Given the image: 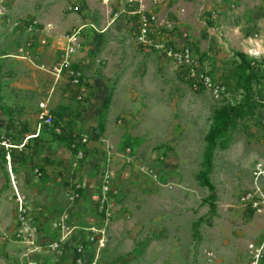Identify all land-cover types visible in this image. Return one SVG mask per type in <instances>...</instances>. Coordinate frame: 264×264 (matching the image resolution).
<instances>
[{
    "label": "rangeland",
    "instance_id": "1",
    "mask_svg": "<svg viewBox=\"0 0 264 264\" xmlns=\"http://www.w3.org/2000/svg\"><path fill=\"white\" fill-rule=\"evenodd\" d=\"M107 3L112 11L100 0H0V264H72L65 247L79 240L88 264H264V203L240 200L253 190L254 165L264 164V126L253 114L236 118L225 148L212 151L213 213L195 179L204 134L240 88L236 54L264 75V0ZM128 9L153 15L151 42L160 31L193 47L228 97L193 90L170 58L138 43ZM60 11L74 18L59 22ZM62 62L80 69L84 95L64 66L56 73ZM39 101L53 123L38 129ZM56 127L73 136L60 137ZM105 170L111 193L100 210ZM259 187L264 193V182ZM49 242L57 246L20 258Z\"/></svg>",
    "mask_w": 264,
    "mask_h": 264
},
{
    "label": "built area",
    "instance_id": "2",
    "mask_svg": "<svg viewBox=\"0 0 264 264\" xmlns=\"http://www.w3.org/2000/svg\"><path fill=\"white\" fill-rule=\"evenodd\" d=\"M101 3H107V0H100ZM131 2V0H128ZM126 14L133 19V32L136 36L138 43L145 47H153L157 49L160 53L170 58L173 63L176 64L178 72L180 73L183 79L187 80L190 83V86L193 90H208L211 91L215 96H220V98L228 97V89L223 83L214 76H211L208 70L205 69L202 59L194 52L193 47L186 45L185 43L181 45H176L164 32L157 31L159 40L157 42H151L150 34H152L154 17L153 15L146 13L137 9H128ZM77 32V31H76ZM251 55L250 51L248 53ZM250 63H253L251 61ZM62 66L65 67L67 76L69 78V83L72 86L77 87L79 95H84L85 85L82 73L78 67H73L68 65V63L62 62L58 67H55L57 74L61 71ZM251 94L250 101L254 104V113L253 116L257 118V121L264 126V82L260 81L257 83H251ZM233 103L232 105L240 104L244 98V92L242 88H239L238 92L233 94ZM79 97V96H78ZM37 128L41 126H51L52 125V116L49 113L47 108L46 101H39L37 104ZM55 132H58V128H54ZM84 140V139H83ZM251 179L253 184V190L245 191L240 200L250 206L255 208L260 202L264 203V193L261 192L259 184L264 182V164L256 163L251 170ZM110 173L108 170L102 171L98 176V185L96 187V201L99 204V209H103L106 205L107 197L111 193L109 188ZM113 192V191H112ZM255 192L259 193L261 199L258 201L255 198ZM70 198H73V194L70 195ZM19 217V213L17 214ZM23 225L24 230L27 231V234L32 236V228L29 224L20 221ZM60 246L63 247L67 244L69 237H60ZM29 244L32 246L33 240H28ZM38 245V244H36ZM38 246H44L38 249L27 248V252H34V250H39L43 248H54L57 246L55 242H49L48 244H39ZM59 246V245H58ZM31 249L32 251H28ZM65 250H69L72 253L71 262L74 264H88V254L84 248L82 240H79L78 243L70 248L65 247ZM60 250H57L59 252ZM27 264H37L36 260L28 261ZM92 264V263H90Z\"/></svg>",
    "mask_w": 264,
    "mask_h": 264
},
{
    "label": "trees",
    "instance_id": "3",
    "mask_svg": "<svg viewBox=\"0 0 264 264\" xmlns=\"http://www.w3.org/2000/svg\"><path fill=\"white\" fill-rule=\"evenodd\" d=\"M240 57V65H239V87L242 88L244 92L243 101L237 105H231L227 111H222L219 113L218 117L215 118L209 125L207 131L204 134L203 146L200 152V168L195 174V179L198 184L202 187H205L208 190V194L204 198V202L208 205V211L213 213L215 210V193L214 186L209 180V173L212 168V151L216 146L225 148V144L222 143V139L224 138L228 128L233 125L236 118L242 117L244 115L253 114L254 113V104L250 101L251 94V83H257L260 81L264 82V75L261 74V68L255 67L250 69V60L245 58L242 53L236 54ZM110 94H106L103 99L100 113L101 117L99 119L100 127H91V138L93 140H97L99 138V134L101 131L102 120L104 118V112L108 108V104L110 101ZM2 115L5 113L2 112ZM52 116V115H51ZM53 123V116L51 118ZM4 128L9 130L11 128V124L9 123V119H6L4 124ZM55 134L59 135L66 139L71 138L73 134L67 129L60 128L58 132L52 130ZM200 219L195 220L192 223V236L193 238L197 235V228ZM74 264V263H72Z\"/></svg>",
    "mask_w": 264,
    "mask_h": 264
},
{
    "label": "crops",
    "instance_id": "4",
    "mask_svg": "<svg viewBox=\"0 0 264 264\" xmlns=\"http://www.w3.org/2000/svg\"><path fill=\"white\" fill-rule=\"evenodd\" d=\"M107 2H109V0H107ZM56 9V8H55ZM105 9H106V11H112V9H111V7L109 6V4L108 3H106V6H105ZM56 10H58V8L56 9ZM55 10V11H56ZM115 11V10H114ZM62 12L60 11V17H61V21H59V22H63V21H65V20H67V21H72V17L74 16V13H70V12H68V13H64L63 15L61 14ZM74 18V17H73ZM115 19H116V17H115V15L113 14L112 15V17H110V21H111V23L112 22H114L115 21ZM123 21L122 20H120V24L122 23ZM80 28L81 27H78L77 29V31H79L80 30ZM98 79L97 78H94V79H89V81L91 82V83H95L96 81H97ZM25 254L27 255L28 254V252L27 251H25V253L23 252V253H21V255H19L20 256V258L22 259L24 256H25ZM0 259H2V258H0Z\"/></svg>",
    "mask_w": 264,
    "mask_h": 264
},
{
    "label": "bare ground",
    "instance_id": "5",
    "mask_svg": "<svg viewBox=\"0 0 264 264\" xmlns=\"http://www.w3.org/2000/svg\"><path fill=\"white\" fill-rule=\"evenodd\" d=\"M41 248V247H40ZM35 249H38V248H35Z\"/></svg>",
    "mask_w": 264,
    "mask_h": 264
}]
</instances>
